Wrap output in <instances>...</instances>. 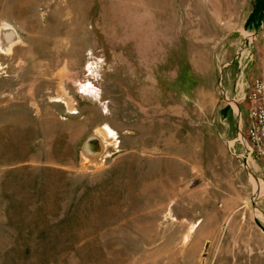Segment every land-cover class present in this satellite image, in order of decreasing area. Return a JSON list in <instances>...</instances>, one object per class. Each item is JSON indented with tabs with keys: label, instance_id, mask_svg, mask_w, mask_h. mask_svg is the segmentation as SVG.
I'll return each mask as SVG.
<instances>
[{
	"label": "rangeland",
	"instance_id": "obj_1",
	"mask_svg": "<svg viewBox=\"0 0 264 264\" xmlns=\"http://www.w3.org/2000/svg\"><path fill=\"white\" fill-rule=\"evenodd\" d=\"M261 1L0 0V264H264Z\"/></svg>",
	"mask_w": 264,
	"mask_h": 264
},
{
	"label": "built area",
	"instance_id": "obj_2",
	"mask_svg": "<svg viewBox=\"0 0 264 264\" xmlns=\"http://www.w3.org/2000/svg\"><path fill=\"white\" fill-rule=\"evenodd\" d=\"M248 105V126L242 145L246 160L260 162L264 166V73L251 86L245 97Z\"/></svg>",
	"mask_w": 264,
	"mask_h": 264
},
{
	"label": "crops",
	"instance_id": "obj_3",
	"mask_svg": "<svg viewBox=\"0 0 264 264\" xmlns=\"http://www.w3.org/2000/svg\"><path fill=\"white\" fill-rule=\"evenodd\" d=\"M252 11H253V9H252ZM251 14H252V12H249L247 20L250 18ZM247 20H246V22H247ZM245 24H247V23H245ZM263 49H264V47H263ZM255 52H256V48H255ZM256 53L258 54V52H256ZM231 64H234L237 66L238 72H237L236 76L233 73H230V70H228L229 67L231 66ZM223 66L225 68H227L226 83L231 85V88L233 86L235 87V85H236L237 86L236 87L237 97L242 98V96H244L247 89L253 85V82L255 81V79L259 78L264 73V52H262L260 50L259 55L255 61V64L252 61L251 62L249 61L248 63L243 64L242 60L238 61V63H235V61L233 59V61H231L229 63H225ZM231 88H229V91L227 90V94L230 97H236L232 93ZM245 105L246 106H243V108H241L242 109L241 116H242L243 123H245L246 127H247L248 126V119H249L248 114L249 113H248L247 103H245ZM243 110L246 111V120L243 119ZM249 161L253 162L254 164L257 163V162H254L252 160H249Z\"/></svg>",
	"mask_w": 264,
	"mask_h": 264
},
{
	"label": "water",
	"instance_id": "obj_4",
	"mask_svg": "<svg viewBox=\"0 0 264 264\" xmlns=\"http://www.w3.org/2000/svg\"><path fill=\"white\" fill-rule=\"evenodd\" d=\"M100 146V139L97 136H92L85 142L83 146V152L85 150L92 149L93 152L99 154L100 152H102V148ZM255 223L259 228L262 229V231H264V226L260 223L258 219H255Z\"/></svg>",
	"mask_w": 264,
	"mask_h": 264
},
{
	"label": "bare ground",
	"instance_id": "obj_5",
	"mask_svg": "<svg viewBox=\"0 0 264 264\" xmlns=\"http://www.w3.org/2000/svg\"><path fill=\"white\" fill-rule=\"evenodd\" d=\"M237 111V109H235ZM97 136V135H95ZM100 147L102 148V151H103V148L106 149L108 146H109V143L107 141H100ZM232 144H230L231 146ZM102 152H100L99 154H97L96 152H93V150L91 149H88V150H85L84 151V155L85 157H87L88 159H90L91 161H98V156L101 154Z\"/></svg>",
	"mask_w": 264,
	"mask_h": 264
},
{
	"label": "trees",
	"instance_id": "obj_6",
	"mask_svg": "<svg viewBox=\"0 0 264 264\" xmlns=\"http://www.w3.org/2000/svg\"><path fill=\"white\" fill-rule=\"evenodd\" d=\"M263 8H264V1L263 2L261 1V3L256 4V11H255L256 15H258V13H260Z\"/></svg>",
	"mask_w": 264,
	"mask_h": 264
}]
</instances>
